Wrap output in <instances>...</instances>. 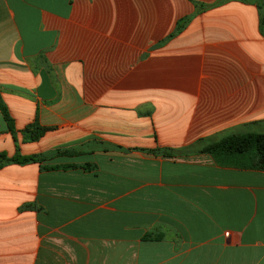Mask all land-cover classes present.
<instances>
[{
    "label": "crops",
    "instance_id": "obj_1",
    "mask_svg": "<svg viewBox=\"0 0 264 264\" xmlns=\"http://www.w3.org/2000/svg\"><path fill=\"white\" fill-rule=\"evenodd\" d=\"M263 10L0 0V151L73 148L0 166V264H264V170L199 150L264 132Z\"/></svg>",
    "mask_w": 264,
    "mask_h": 264
},
{
    "label": "trees",
    "instance_id": "obj_2",
    "mask_svg": "<svg viewBox=\"0 0 264 264\" xmlns=\"http://www.w3.org/2000/svg\"><path fill=\"white\" fill-rule=\"evenodd\" d=\"M198 8H202L207 3L195 1ZM181 23V22H180ZM180 23L176 26L179 27ZM260 31L264 34V10L259 20ZM0 112L4 118L7 127L13 132V120L9 115L5 103L0 97ZM46 126H38L35 121L28 123L23 128L24 138H38ZM72 147L54 148L47 151L35 152L30 154H20L17 150L7 155L4 151H0V166L8 162H28L41 161L50 158L53 155L67 153ZM152 152L161 153L163 155L174 154L178 149L169 147L149 148ZM201 151L208 152L214 161L221 165H230L236 167H248L264 170V132L262 131H237L230 132L219 137L209 139L199 148Z\"/></svg>",
    "mask_w": 264,
    "mask_h": 264
}]
</instances>
